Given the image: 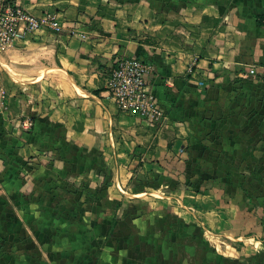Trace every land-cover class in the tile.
<instances>
[{"label":"crops","instance_id":"1","mask_svg":"<svg viewBox=\"0 0 264 264\" xmlns=\"http://www.w3.org/2000/svg\"><path fill=\"white\" fill-rule=\"evenodd\" d=\"M21 4L67 28L0 52V264H92L103 232L145 223L141 198L173 199L182 212L195 204L204 229H233L226 237L243 242L255 224L253 181L264 201V0ZM131 58L155 67L148 85L161 124L121 113L107 93ZM190 163L203 190L165 197ZM226 163L236 166L217 167Z\"/></svg>","mask_w":264,"mask_h":264},{"label":"rangeland","instance_id":"2","mask_svg":"<svg viewBox=\"0 0 264 264\" xmlns=\"http://www.w3.org/2000/svg\"><path fill=\"white\" fill-rule=\"evenodd\" d=\"M235 166L231 163L217 165L221 171H224V167L230 171ZM187 167L191 172L184 174L182 183L181 180L177 181V188L164 192L165 197L182 199L187 194L197 193V188L202 185L198 180L202 169L191 163ZM203 188L199 187L201 191ZM260 194V182L253 181L249 214L252 224H255L249 235H245L247 238L240 243L226 237L234 233L233 229L211 232L204 229L200 220L194 218L195 204L192 207V203L186 204L188 210L182 212V209H176L180 204L172 202L173 199H155L149 204V201L141 198L136 206L141 211L140 223H145L135 231L120 226L103 232L101 243L94 246L97 253L93 254L92 264H263V260L257 257L260 253L264 255V201L260 199ZM224 199L226 204L232 203L227 193ZM160 200L166 202L161 204ZM227 214L226 217H231V213ZM149 219L152 222L148 224L146 221ZM236 231L238 234L244 228L237 227Z\"/></svg>","mask_w":264,"mask_h":264},{"label":"built area","instance_id":"3","mask_svg":"<svg viewBox=\"0 0 264 264\" xmlns=\"http://www.w3.org/2000/svg\"><path fill=\"white\" fill-rule=\"evenodd\" d=\"M22 0H0V52H7L33 33L51 31L62 33L65 28L56 13L46 12L40 17L26 10ZM71 36H86L75 27H68ZM155 67L139 59L120 61L106 82V90L117 109L124 114L138 116L148 122L161 124L165 120L159 101L148 85ZM251 75L255 70L250 71ZM7 95L0 91V114L7 109ZM31 123L23 124L30 128Z\"/></svg>","mask_w":264,"mask_h":264},{"label":"trees","instance_id":"4","mask_svg":"<svg viewBox=\"0 0 264 264\" xmlns=\"http://www.w3.org/2000/svg\"><path fill=\"white\" fill-rule=\"evenodd\" d=\"M257 22H258V26H261V25H263L264 24V15H262V16H257ZM142 61V60H141ZM143 62H145V61H143ZM145 63H148V62H145ZM116 68V67H115ZM114 68V69H115Z\"/></svg>","mask_w":264,"mask_h":264}]
</instances>
